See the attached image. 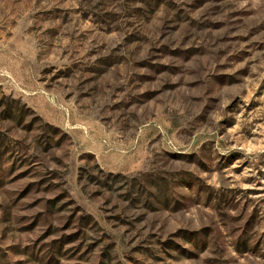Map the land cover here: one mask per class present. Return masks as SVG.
Here are the masks:
<instances>
[{
  "label": "rangeland",
  "instance_id": "rangeland-1",
  "mask_svg": "<svg viewBox=\"0 0 264 264\" xmlns=\"http://www.w3.org/2000/svg\"><path fill=\"white\" fill-rule=\"evenodd\" d=\"M0 264H264V0H0Z\"/></svg>",
  "mask_w": 264,
  "mask_h": 264
}]
</instances>
